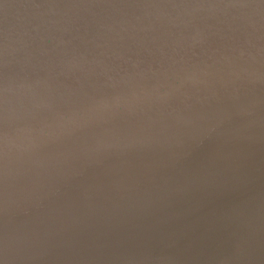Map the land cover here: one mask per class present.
I'll list each match as a JSON object with an SVG mask.
<instances>
[{"label": "water", "instance_id": "1", "mask_svg": "<svg viewBox=\"0 0 264 264\" xmlns=\"http://www.w3.org/2000/svg\"><path fill=\"white\" fill-rule=\"evenodd\" d=\"M0 264H264V0H0Z\"/></svg>", "mask_w": 264, "mask_h": 264}]
</instances>
